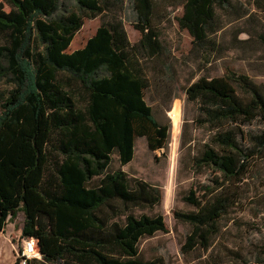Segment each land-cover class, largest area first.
Masks as SVG:
<instances>
[{"label":"trees","instance_id":"obj_1","mask_svg":"<svg viewBox=\"0 0 264 264\" xmlns=\"http://www.w3.org/2000/svg\"><path fill=\"white\" fill-rule=\"evenodd\" d=\"M75 1L79 11L67 13H58L63 0L0 1V83L12 86L0 104V233L23 212L21 236L34 237L42 253L30 264H158L141 257L139 243L167 231L164 215L133 210L160 204L163 193L111 169L114 153L121 165L132 161L138 137L152 151L170 141L171 123L159 121L145 98L142 63L164 54L154 23L158 0H133L137 42L113 17L69 51L84 16L109 8V0ZM229 2L182 0L180 28L205 47L219 30L216 7ZM260 37L264 42V32ZM186 92L200 103V122L215 130L218 146L207 144L196 161L240 179L248 159L264 149V130L251 134L254 145L246 147L240 129L264 118V87L232 73L200 77ZM185 200L198 210L175 213L193 226L183 248H208L230 199L218 193L203 203L192 190Z\"/></svg>","mask_w":264,"mask_h":264},{"label":"rangeland","instance_id":"obj_2","mask_svg":"<svg viewBox=\"0 0 264 264\" xmlns=\"http://www.w3.org/2000/svg\"><path fill=\"white\" fill-rule=\"evenodd\" d=\"M181 2L157 1L154 23L160 31L164 54L142 59L149 76L145 98L159 121L171 123L169 144L152 151L146 138L138 137L132 161L121 165L114 153L111 169L123 168L130 177L157 185L163 193L160 204L133 210L136 214L161 213L167 225V231L140 240L143 259L158 264H264V149L248 159L246 172L233 181L214 167L200 165L196 159L206 145L218 147L212 143L215 130L200 122V103L189 100L186 92L200 77L232 73L245 74L264 87V42L260 37L264 32V0H230L225 6H217L219 30L205 47L194 44L190 33L180 28L177 17L183 11ZM5 7L10 8L6 3ZM71 10L79 11L76 1L63 0L58 13ZM113 17L124 21L131 43L139 40L133 0H109V8L102 14L84 16V24L68 50L83 47L97 28ZM11 87L5 80L0 83V104ZM84 103L81 97L80 106ZM240 129L244 145L253 147L250 135L264 130V118L257 117ZM192 190L203 203L218 193L228 195L230 200L226 212L217 220L209 247L198 244L185 250L183 245L193 226L175 213L198 210L185 200ZM23 214L19 212L13 221H8L0 233V264H14L18 257Z\"/></svg>","mask_w":264,"mask_h":264},{"label":"built area","instance_id":"obj_3","mask_svg":"<svg viewBox=\"0 0 264 264\" xmlns=\"http://www.w3.org/2000/svg\"><path fill=\"white\" fill-rule=\"evenodd\" d=\"M17 256L20 258V264H30L33 259H42L37 240L34 237H22Z\"/></svg>","mask_w":264,"mask_h":264},{"label":"crops","instance_id":"obj_4","mask_svg":"<svg viewBox=\"0 0 264 264\" xmlns=\"http://www.w3.org/2000/svg\"><path fill=\"white\" fill-rule=\"evenodd\" d=\"M22 225H23V223H22V224H20V226H19V229H20V231H21V229H22Z\"/></svg>","mask_w":264,"mask_h":264}]
</instances>
